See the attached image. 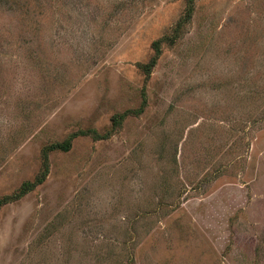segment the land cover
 Wrapping results in <instances>:
<instances>
[{"label":"rangeland","instance_id":"1","mask_svg":"<svg viewBox=\"0 0 264 264\" xmlns=\"http://www.w3.org/2000/svg\"><path fill=\"white\" fill-rule=\"evenodd\" d=\"M9 198L0 264H264V0H0Z\"/></svg>","mask_w":264,"mask_h":264},{"label":"trees","instance_id":"2","mask_svg":"<svg viewBox=\"0 0 264 264\" xmlns=\"http://www.w3.org/2000/svg\"><path fill=\"white\" fill-rule=\"evenodd\" d=\"M162 42H163V40L160 39L154 43L155 56L151 59V61L148 64L141 66L142 71H144V73L147 76L151 75L153 68L156 66L157 59L160 56ZM142 110L143 109H141L140 113L142 112ZM123 117H124V115L115 117L114 118V124L117 125L121 121V119H123ZM82 134L88 135V133H85V132H83ZM74 136L75 135H73L71 138H69L67 141H65L63 143H55V144H52V145L45 148V150L43 152V160H44L43 169H42L43 171H41L39 176L36 178V181L30 182V183H24L19 194L16 195L15 198L20 199L21 197H23L26 194L33 191L38 185L45 182V180L49 174V154L52 152H56V151H63V152L70 151L71 147H72V140H73ZM95 138H99V137H95ZM9 200H13V199L12 198H9L6 200L0 199V206Z\"/></svg>","mask_w":264,"mask_h":264}]
</instances>
